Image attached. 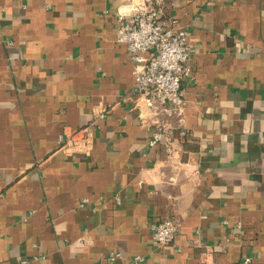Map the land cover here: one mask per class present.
<instances>
[{
  "label": "crops",
  "instance_id": "1",
  "mask_svg": "<svg viewBox=\"0 0 264 264\" xmlns=\"http://www.w3.org/2000/svg\"><path fill=\"white\" fill-rule=\"evenodd\" d=\"M138 4L189 32L178 108L131 94L116 19ZM0 5V264H264V0ZM87 126V151L58 144Z\"/></svg>",
  "mask_w": 264,
  "mask_h": 264
},
{
  "label": "built area",
  "instance_id": "2",
  "mask_svg": "<svg viewBox=\"0 0 264 264\" xmlns=\"http://www.w3.org/2000/svg\"><path fill=\"white\" fill-rule=\"evenodd\" d=\"M3 8L0 5V14ZM161 10L154 4H138L128 10L117 13L116 41L126 45L133 63L134 84L131 94L140 95L146 106H155V102L178 108L184 101L182 80L192 74L190 66L191 49L189 32L180 26L166 25L160 20ZM166 121H156L151 130L149 144L164 142L172 153L171 136ZM58 144L74 150L87 151L92 142L90 126L62 132L57 138ZM115 201L120 203L118 196ZM177 231L176 222L165 217L151 224L152 242L161 246L170 242ZM41 254L30 260H41ZM122 258L119 252L108 254V259L115 262ZM142 258L135 256L134 260ZM248 260L249 258H245ZM28 259L22 258L20 263Z\"/></svg>",
  "mask_w": 264,
  "mask_h": 264
}]
</instances>
